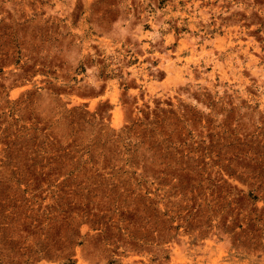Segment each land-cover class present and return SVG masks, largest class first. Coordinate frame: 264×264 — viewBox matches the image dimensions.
<instances>
[{
    "label": "rangeland",
    "instance_id": "obj_1",
    "mask_svg": "<svg viewBox=\"0 0 264 264\" xmlns=\"http://www.w3.org/2000/svg\"><path fill=\"white\" fill-rule=\"evenodd\" d=\"M0 264H264V0H0Z\"/></svg>",
    "mask_w": 264,
    "mask_h": 264
}]
</instances>
